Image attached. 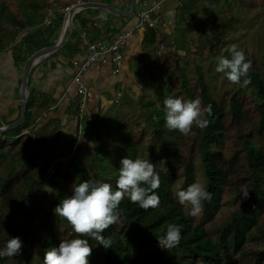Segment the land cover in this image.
I'll return each mask as SVG.
<instances>
[{
	"label": "trees",
	"instance_id": "obj_1",
	"mask_svg": "<svg viewBox=\"0 0 264 264\" xmlns=\"http://www.w3.org/2000/svg\"><path fill=\"white\" fill-rule=\"evenodd\" d=\"M200 2L217 3L222 15L209 17L205 27L193 33L187 25L180 31L182 44L178 42L171 55L164 53L170 59L155 72L158 78L152 77L158 106L145 101L150 95L143 93L109 124L85 121L80 134L86 142L82 137V143H72L65 153L51 131L24 133L30 127L28 116L19 126L0 132V249L13 237L23 245L20 255L2 257L0 264H43L46 251L74 238L71 225L54 208L71 194L74 183L99 180L115 191L120 161L126 156L155 165L160 204L145 211L125 197L118 221L102 233L112 238V248L82 237L92 246L89 264H264V53L243 50L251 61L250 84L242 88L222 81L216 96L198 62L203 58L207 66L217 56H227L239 15L262 7L264 0ZM47 6L48 0H0V48L14 40V26L23 30L41 22ZM55 19L60 26L61 16ZM41 35L39 29L31 30L22 42L25 50L41 48ZM185 37L196 39L193 48L184 47ZM170 95L199 98L202 108L211 104L212 115L205 113L208 126L194 125L188 135L169 130L163 102ZM194 182L212 193L195 217L189 215L190 205H181L175 195ZM242 189L248 191L247 198ZM169 223L182 226L180 244L171 249L158 242Z\"/></svg>",
	"mask_w": 264,
	"mask_h": 264
},
{
	"label": "crops",
	"instance_id": "obj_2",
	"mask_svg": "<svg viewBox=\"0 0 264 264\" xmlns=\"http://www.w3.org/2000/svg\"><path fill=\"white\" fill-rule=\"evenodd\" d=\"M74 1L48 0L43 14L45 16L50 7H63ZM83 1L84 7L72 15L70 30L62 44L57 45L64 30L62 23L58 26L54 19V26L46 27L42 25V18L41 22L23 30L14 26V40L0 48V127L20 119V96L24 88L27 95L25 118L9 130L22 124L28 116L30 127L24 133L31 135L33 131H51L57 137V147L63 149L64 153L72 143L75 146L85 121L98 126L104 121L109 124L124 114L125 104L143 93L149 94L145 92V87L151 85V81L157 86V81L151 80L149 73H155L153 70L158 69L157 64L162 65L164 60L170 59L166 57L168 55L163 56L164 53L168 51L171 55V47L177 48L178 42L182 44V40H178L184 39L180 37V31L199 19L191 13L200 9L201 3V0H135L134 11H131L132 0ZM100 2L110 4L117 10L107 8ZM154 4L160 8L161 20L159 28L152 32L149 26H137V20L144 8ZM35 29L42 32L41 39L45 41L41 48L57 47L33 59L27 68L24 85L25 62L40 48L30 52L25 50L22 42ZM123 29H131L132 34L118 64L93 63L79 71V62L84 57V51L78 48L82 34L89 40L107 42ZM191 29V33L198 30L197 27ZM161 32L170 39L168 46L161 40ZM151 33H154V39ZM185 41V48H193L192 44L197 42L190 37H185ZM159 42L163 43L162 48L157 47ZM178 52L184 53L183 50ZM159 59L162 63H158ZM81 85L87 88L82 118L76 113Z\"/></svg>",
	"mask_w": 264,
	"mask_h": 264
},
{
	"label": "clouds",
	"instance_id": "obj_3",
	"mask_svg": "<svg viewBox=\"0 0 264 264\" xmlns=\"http://www.w3.org/2000/svg\"><path fill=\"white\" fill-rule=\"evenodd\" d=\"M227 51V56L221 54L215 58L216 72L224 74L233 84L247 87L251 82L248 75L251 61L246 59L243 50L237 45H232ZM163 103L164 123L169 130L188 135L194 125L205 128L209 124L205 113L211 116L212 106L209 104L202 108L199 98L185 100L183 97L170 95ZM161 163L164 164L165 161ZM160 183L155 165L149 159H132L128 156L120 161L115 191L110 183L99 180L74 183L71 194L56 205L54 213L66 219L76 235L74 238L62 239L58 247H51L46 251L43 264H89L92 246L88 239L82 237H91L105 249L112 248V238L105 237L102 233L118 221V208L122 200L127 197L145 211L154 209L160 204L155 191ZM241 193L247 198L248 191L242 189ZM175 195L181 205H190L189 215L193 217L202 212L203 202L212 197V193L200 182L178 190ZM181 227L167 224L165 235L158 237L160 246L167 249L177 247L181 241ZM22 246L19 237L8 239L5 247L0 249V258L20 255Z\"/></svg>",
	"mask_w": 264,
	"mask_h": 264
},
{
	"label": "rangeland",
	"instance_id": "obj_4",
	"mask_svg": "<svg viewBox=\"0 0 264 264\" xmlns=\"http://www.w3.org/2000/svg\"><path fill=\"white\" fill-rule=\"evenodd\" d=\"M256 1L260 3V0H256ZM205 3L206 2L202 3V5H200V9H198L197 11L193 13L194 17L195 18L199 17V19L193 20V23H195L196 25L190 24V29L194 27H197L198 30L200 28H204L205 21L209 19V17L210 18L216 17L217 19L222 15L221 11L217 8V3L211 4V5H208L207 3L205 5ZM239 16H240V19L235 24L236 29L233 34V38H232L233 40L230 42V44L237 45L238 48L241 50H251L252 49L258 53L260 52L264 53V4L262 7L257 6L255 8H250L249 10L241 13ZM191 30H189L190 33H191ZM160 37H161V40L164 41L167 46L171 43L170 39L162 32L160 33ZM178 40L180 41V39ZM171 48L173 49V47ZM202 59L203 58H198V62L202 65V68L205 73V77H207L208 81L210 82L212 94L216 96L217 93H214V91H218L220 90V88H222L221 86H219V84H221L222 81L224 82V84L227 83V85H231V83L228 84V80L224 76V74L216 72L215 70L216 63H214L216 60H213L214 61L213 63L205 66L204 65L205 62ZM139 63L143 64V62H139ZM158 63H162V60L161 62L158 61ZM156 67L158 69H154L153 72H157L160 69L159 67H161V65L157 64ZM149 76L151 80L153 76L158 78L155 73H149ZM213 84L215 85V89H214ZM157 89L158 88L156 87V84H154L153 81H151V85H149L148 87H145V92L149 93L147 95H150V96H146L144 100L147 102H151L150 103L151 106L153 105L158 106L160 104V96L159 94L156 93ZM76 113H77V116L82 118L83 112H79L78 109H76ZM82 135L83 134H80L79 140L75 143V146L79 142L82 143L81 142L82 137H83ZM83 140L84 142H86L85 136L83 137Z\"/></svg>",
	"mask_w": 264,
	"mask_h": 264
},
{
	"label": "built area",
	"instance_id": "obj_5",
	"mask_svg": "<svg viewBox=\"0 0 264 264\" xmlns=\"http://www.w3.org/2000/svg\"><path fill=\"white\" fill-rule=\"evenodd\" d=\"M83 0H76L71 2L63 7H50L47 10V14L42 20V25L48 27L52 25L53 20L61 16V23L63 27L67 25L68 22V13L72 11L78 12L84 7ZM160 17V8L158 4H154L147 8H144L137 20V26H149L154 30L159 28ZM64 31V30H63ZM132 34L131 29H123L119 31L110 41L102 42L100 40H89L84 34L81 35V38L78 43V48L84 51V57L79 62V71L85 70L93 63H113L118 64V62L123 57V49L127 43L129 36ZM163 43L159 42L157 44L158 48H162ZM159 62L161 60L159 59ZM75 80L77 78L75 77ZM86 92L87 88L83 85L79 88V96L77 101V109L79 112H84V105L86 102Z\"/></svg>",
	"mask_w": 264,
	"mask_h": 264
},
{
	"label": "water",
	"instance_id": "obj_6",
	"mask_svg": "<svg viewBox=\"0 0 264 264\" xmlns=\"http://www.w3.org/2000/svg\"><path fill=\"white\" fill-rule=\"evenodd\" d=\"M103 6H106L107 8H110V9H113V10H117L115 7H113L112 5L110 4H107V3H99ZM134 6H135V0H132L131 1V6H130V10L131 11H134ZM125 15H130V13H124ZM71 19H72V11H70L68 13V22H67V25L64 27V31L61 35V37L59 38V41L57 42V45H60L64 42V40L66 39L67 35H68V32L70 30V27H71ZM55 47H57L56 45H52V46H47V47H43V48H40L38 50H36L35 52H33L29 57L28 59L26 60L25 62V67H24V76H23V81H24V78L26 77V71H27V68L29 67V65L31 64V62L33 61V59L40 55V54H44L46 53L48 50H52L54 49ZM25 81H24V85H25ZM20 100H21V115H20V119L15 121L14 123H10L8 125H6L5 127H0V132H4V131H7L9 130L10 128H12L13 126H15L16 124H19L20 122H22L25 118V109H26V102H27V95L25 94V90L23 88V92L20 96Z\"/></svg>",
	"mask_w": 264,
	"mask_h": 264
}]
</instances>
